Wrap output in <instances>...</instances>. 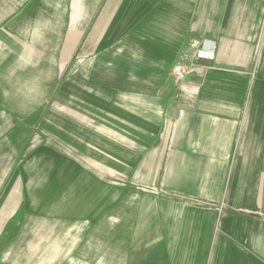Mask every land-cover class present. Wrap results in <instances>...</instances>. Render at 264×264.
I'll use <instances>...</instances> for the list:
<instances>
[{
    "label": "crops",
    "instance_id": "1",
    "mask_svg": "<svg viewBox=\"0 0 264 264\" xmlns=\"http://www.w3.org/2000/svg\"><path fill=\"white\" fill-rule=\"evenodd\" d=\"M55 85L102 121L60 128L69 157L0 132V243L59 222L105 264H264V0H0V102Z\"/></svg>",
    "mask_w": 264,
    "mask_h": 264
},
{
    "label": "rangeland",
    "instance_id": "2",
    "mask_svg": "<svg viewBox=\"0 0 264 264\" xmlns=\"http://www.w3.org/2000/svg\"><path fill=\"white\" fill-rule=\"evenodd\" d=\"M61 90L63 89L59 85L50 88L41 86L36 88L38 99L36 102H0V114H2V111L8 113L21 112L25 115L31 112H36L37 114L36 119H24L20 117L0 118V132H5L26 122L32 124L31 129L34 128L27 147L21 151L20 156L17 158L19 161L24 160L29 153H33L47 145L57 147L58 151L61 147L67 149L69 157L74 150L70 146H65L61 141L60 128L64 127L66 122H72L73 126L75 122L91 126L99 125L102 121L101 119L96 120V118H76L75 111L77 108L74 96H71V88H68V95L65 98L60 97ZM1 96L0 98H3ZM63 114H67L71 118H62L65 117ZM103 122H106V120H103ZM0 137L2 138L1 135ZM5 164H7V161L1 159L0 165L3 166ZM2 229L3 224L0 223V237L3 234ZM90 236V229L82 233L80 230L66 229L63 226L60 230L59 222H53L51 234L48 235V230H46L45 236L43 231L28 233L26 228L20 229L12 239L5 243H0V264H105L103 263L104 259H108L106 248L102 249L101 254L98 255L99 252L97 251L96 253L90 245ZM93 256L96 261L97 259L99 261L93 263Z\"/></svg>",
    "mask_w": 264,
    "mask_h": 264
},
{
    "label": "built area",
    "instance_id": "3",
    "mask_svg": "<svg viewBox=\"0 0 264 264\" xmlns=\"http://www.w3.org/2000/svg\"><path fill=\"white\" fill-rule=\"evenodd\" d=\"M214 53L215 45L213 43L211 44V47L208 50H206V46L203 44L200 48L193 46L189 50L185 51L174 67V74L176 78L182 81L188 76L190 72L187 67L188 62L200 58L212 59L214 58Z\"/></svg>",
    "mask_w": 264,
    "mask_h": 264
}]
</instances>
